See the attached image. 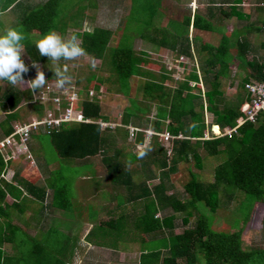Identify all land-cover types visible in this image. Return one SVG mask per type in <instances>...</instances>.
<instances>
[{
  "label": "trees",
  "instance_id": "16d2710c",
  "mask_svg": "<svg viewBox=\"0 0 264 264\" xmlns=\"http://www.w3.org/2000/svg\"><path fill=\"white\" fill-rule=\"evenodd\" d=\"M63 1L46 0L32 9L28 6V11L19 22V30L26 35L24 50L31 63L51 65V60L39 55L35 47L36 39L48 30L66 35L73 28L81 38L86 56L100 60L99 70L110 73L106 79L92 74L79 91L82 101L76 111L90 122L62 123L59 127L50 128V132L41 127L33 133L42 145L47 142L54 149L59 162L102 157L113 186L126 192L125 196L117 197L118 214L113 211L112 217L93 229L89 238L101 236L104 239L101 246L112 249L139 244V264H264V247H244L245 226L256 205L264 204V111H260L254 120H247L242 111L243 105L252 101L246 84L264 82V57L261 60L252 57L253 47L249 38L251 31L257 36L264 33V16L259 15L258 22L249 24L245 29L226 33L223 26L217 28L215 22L223 24L233 18L239 21L250 19L251 14L243 13L239 8L244 1L250 0H234L231 4L210 0L206 15L195 13L192 16L189 7V15L183 14L172 31L161 24H154L153 19L160 12L154 0H147L149 4L143 6V11L149 17L144 25L151 30L142 31L138 27V32L142 31L141 38L187 59L179 65L188 72L179 80L177 87H171L167 82L174 80L173 72L163 65L159 73L146 69L151 56L144 51L136 53L133 40L131 43L124 42L122 34L119 43L110 47L114 35L112 30L101 27L83 30L86 11L97 8L95 2L84 6L86 0H82L77 3L76 10L72 8L68 13L62 8ZM23 2L27 1L0 0V15L8 10H17ZM257 9L261 13L264 11L262 6ZM133 13L134 5L131 3L129 18ZM190 27L194 37H189ZM135 35L132 36L135 38ZM260 46L264 50V40ZM235 63L237 71L233 75L232 66ZM52 69L46 74V85H56ZM132 78L145 80L143 98L154 105V120L144 119L149 107H141L130 97ZM105 80H114L118 84V92L129 98L132 104V110L124 112L121 126L114 129L101 126L99 122L112 123L111 119L102 113L97 95L93 97L90 94L94 90L99 95ZM225 80H231L230 85L236 88L231 96H227L222 89ZM22 87L0 80V112L5 113L0 129L5 137L13 133L14 124L24 122L19 112L24 102L35 101L34 115L40 120L45 118V104L39 98L35 99L42 89ZM54 91L50 96L61 92ZM61 106L67 108L68 102L63 100ZM206 113L213 117L210 125L206 124ZM214 126H218L221 133L216 135L211 132L208 137ZM147 131L154 132V135L148 136ZM159 134L170 136L168 141L172 140V146L169 153L161 146ZM120 140L128 145L123 148L118 144ZM145 140L150 142L152 151L138 159L137 145ZM210 158L218 162L213 169V179L206 181L193 171L192 166L204 170L207 163L211 164ZM180 163H184L187 169V179L183 182L186 197L183 198L169 193L164 180L168 179L172 184L170 174L178 171ZM7 167L8 163L0 151V217L4 212L1 204L7 190L17 199L24 193L36 198L40 194L44 199L48 188L53 190L52 203L56 207L71 210L74 196L68 183H59L62 177H57L60 174L58 171L51 173L44 187L15 174L14 179L22 191L4 178ZM156 179L158 183L148 182ZM239 191L247 196L249 209L243 217L237 215L240 211L231 214L235 221L237 219L234 228L228 229L230 224L227 219V222L223 219L225 225L219 228L215 223L218 219L214 221L215 217L210 215L217 214L219 217L223 197L234 199ZM22 203L13 205L19 209ZM243 205L244 202L241 209ZM180 215L184 226H189L192 218H195V224L177 234ZM7 216L9 214H4L5 218ZM226 217L222 215V218ZM9 222L3 224L0 221V264H34L31 260L34 255L39 259L47 254L40 241H31L15 246L20 256L4 255V245L14 243L13 235L19 232ZM262 229L264 235V218ZM56 260L65 264L57 255L54 262ZM43 262L39 259L35 264Z\"/></svg>",
  "mask_w": 264,
  "mask_h": 264
},
{
  "label": "rangeland",
  "instance_id": "374dc122",
  "mask_svg": "<svg viewBox=\"0 0 264 264\" xmlns=\"http://www.w3.org/2000/svg\"><path fill=\"white\" fill-rule=\"evenodd\" d=\"M27 2H23L22 6H19L17 10L12 11L11 13L8 12L6 15H0V29H4L7 27H16L19 29V22L24 15L28 11V6L30 8H35L37 5L43 4L46 0H26ZM95 2L97 5V8H88L86 11V17L83 23V30H92L95 27H101V28H108L114 32V35L112 37V41L110 43V47H115L123 34L124 42L128 41L131 43L133 40V48L136 53H140L142 51L148 52L151 56L150 63L146 66V69L152 70L156 73H159L161 70V66H165L167 70H171L173 81H168L167 84L171 87H177L179 80H182L184 78V75L186 71L183 67L179 65L180 62H184L187 59L186 58H180L179 56L175 55L170 50L160 47L158 45L152 44L151 42H148L141 38V32L144 30H151V27L148 28L144 24L145 20L149 17V14H146V12L143 11V6L148 5L147 0H132V2H129V0H89L84 1V6L89 5L91 2ZM154 4L157 5V9L160 12L155 18L154 24H161L160 26L170 28L172 31L175 27H177V21L178 19L183 15H189L191 7V15L193 16L195 13H200L203 15L207 14V8L211 4L210 0H202L201 4L199 0H197V3L194 0H154ZM180 1V2H179ZM193 1V3H192ZM201 1V0H200ZM216 2V0H213ZM252 6L241 5L239 8L243 13L251 14V18L244 21H239L236 18L230 19V21H226L222 23L215 22V25L217 28H221L223 26V30L225 32H233L234 30L247 27L251 23L256 22L257 15L264 16V11L261 13L258 11V7L263 3V0H257ZM83 2L82 0H64L62 3V8H65V11L70 13L72 11V8L75 10L78 7L77 3ZM131 3L134 5V13L129 18ZM217 3V2H216ZM220 4V3H218ZM264 8V6H262ZM193 11V12H192ZM138 27L140 30L138 32ZM126 28V30H125ZM80 30V29H75ZM134 33H131V32ZM137 31V33H136ZM74 32L73 28H70L69 31L65 36L70 37L72 33ZM249 35V38L251 39V45L253 47L252 57H256L259 60L264 57V50L260 46V42L264 40V33H261L259 36L252 33ZM136 34V35H135ZM253 34V35H252ZM135 35V38L132 36ZM193 29L190 27L189 30V37L193 36ZM252 35V36H251ZM36 38V37H35ZM134 38V39H133ZM22 59L24 60L25 64L28 65L29 71L24 74V81L18 82L17 85L20 87L30 88V80L35 78L37 74V69L44 72L45 79L46 74L52 67L55 68L54 64L48 65V64H36V67H32V63L30 61V58L28 57L27 53L23 49L22 53ZM57 63L66 65L67 72L71 76V81L69 84H67L63 88H58L56 85H45L41 89H45L47 86H51L52 88L55 87L56 90L62 91V90H72V88L76 89L77 91H80L83 89V87L87 84L86 79L91 76L92 74H96L99 76H103L105 79L110 75L109 72L99 70L102 62L100 60L93 59L89 56H81L76 58L75 60L71 61H58ZM199 66V65H198ZM236 63L232 66V74L234 75L237 71ZM115 81H109L105 80L103 85L101 86V90L99 95L93 91V97L97 95L99 98L100 104L102 106V113L111 119V128L114 129L116 126H121V119L127 110H132V104L129 100V98L122 95L120 92H118V84L114 83ZM145 80L143 78H132L131 79V91H130V97L135 100L141 107L148 106L149 112L144 115V119L148 118L149 120H154V116L156 113V109L152 103H150L147 99L143 98V85ZM231 80H225L223 83L222 89L224 90L225 94L227 96L233 95L236 91V88L231 86ZM22 87V88H23ZM202 90L205 91L206 87H202ZM80 93V92H79ZM37 96L39 94H36ZM82 99H80L78 102L75 103V109L77 110V107L80 106V102ZM35 101L32 103L24 102L21 105V108L19 110L20 115L22 116V121L31 122L35 115L33 113V105ZM48 104V103H46ZM5 118V113L0 112V122ZM213 121V117L211 114L206 113V124L210 125ZM132 131V129H131ZM218 134L221 131H219V128H213L208 132V137L210 134ZM165 135V134H164ZM163 136V135H162ZM162 136L159 138L160 144L162 147H164L167 152L169 153L172 146V140L166 141ZM4 134L2 133V130L0 129V140L4 139ZM8 140H4L6 143ZM3 142L0 143V151L3 154L4 158L6 160L9 159H21L23 164H27L28 162H35L37 158H39V154L41 153V160L37 159V163H33L32 165L27 164L26 166L23 165V167L28 169V176L29 178H35L36 176H41L43 173H45V165L43 162V159L45 162L50 163L51 170L58 171L60 173L57 175V177H62V179H59V183L65 184L68 183V185L71 188V191L73 193V196L76 197L78 194L75 189V184L82 178L86 177L85 173L86 171H93L96 170L99 172V176H103V183L105 186V191L107 192V196L104 197L103 202L109 201V203L112 201V198L119 197L121 194L125 196L126 192L122 191L121 189H116V186H113V183L110 180V174L109 171L104 169L102 164V157L97 156L94 157L95 165H87L82 164V162L77 161H58L57 156L55 154L54 149L47 143L44 142L43 144V150L40 152L39 149V142L35 140L33 137L29 142V147L31 151V155H28L25 151H20L18 148L17 143L10 142L9 144L2 145ZM13 143V144H12ZM118 144L120 146L126 147L128 144L124 143L123 141H119ZM123 147V148H124ZM33 148V149H31ZM138 150V149H136ZM34 153V154H33ZM211 164L207 163V166L204 168V170H198L196 167L192 166L193 171L198 172L203 180L211 181L213 178V169L215 164L218 162L215 159H209ZM25 162V163H24ZM93 162V161H92ZM35 164V166H34ZM20 166V165H18ZM16 166V168H20ZM15 166H12L10 168V171L14 170ZM48 169V168H47ZM60 170V171H59ZM106 172V174H105ZM159 173V172H158ZM180 173V174H179ZM36 176H35V175ZM39 174V175H37ZM173 178L172 184L169 182L168 179H164L166 182L167 187H169V193H175L179 195L180 197H186L185 191L183 188V182L187 179V169L184 165V163H180L178 165V171L174 174H170ZM31 176V177H30ZM175 176V177H174ZM42 177V176H41ZM159 179V178H158ZM153 180L148 181L149 183H158L159 180ZM42 180V179H41ZM84 181V180H83ZM99 185H102V181H99ZM237 191V190H235ZM115 196V197H113ZM121 197V196H120ZM247 196L240 192L236 193V196L234 199L228 200L223 197L222 200H224L223 208L221 211H219V217L217 214L210 215L212 218L215 217L213 220H217L215 223H217V226L220 228V226L225 225V222L223 219H227L229 226L227 225L228 229L234 228L235 221L234 216L231 214L237 213L240 211L237 215H241L242 217L245 216V212L247 209H249V204L247 202ZM92 202H101L100 198L96 196V198H92ZM82 200V199H81ZM118 201V199L116 200ZM242 202H244L243 208L241 209ZM107 203V202H106ZM80 205H87L85 200H82V202H78ZM115 207V206H114ZM115 209V208H114ZM222 215L227 216L226 218H222ZM238 216V217H239ZM221 217V218H220ZM182 215H180L178 221H177V228L176 233H182L183 230L187 227H192L195 224V218H192L191 223L189 226H184L182 224ZM264 218V204H258L256 205L253 214L251 215L250 220L247 222L245 226V236H244V247L250 248L254 245H260L264 247V235H263V229H262V220ZM226 220V222H227ZM125 245V244H124ZM124 252L126 253V264H136L138 260V256L141 253L140 251V245L139 244H130L125 249ZM200 264H203L201 262Z\"/></svg>",
  "mask_w": 264,
  "mask_h": 264
},
{
  "label": "crops",
  "instance_id": "0c3cea01",
  "mask_svg": "<svg viewBox=\"0 0 264 264\" xmlns=\"http://www.w3.org/2000/svg\"><path fill=\"white\" fill-rule=\"evenodd\" d=\"M194 1L197 3V0ZM256 1L257 0L254 2ZM199 2L203 4L202 1L199 0ZM216 2H227L231 4L234 0H216ZM243 3V6H252L253 0L244 1ZM254 4L255 3H253V5ZM260 6H264V4ZM8 12L11 13L12 11L8 10L1 15H6ZM258 20L259 14L256 17V23ZM16 86L18 85L16 84ZM35 140L38 141L37 139ZM38 142L40 152H42L43 146L40 141ZM40 157L41 153L37 159L41 160ZM37 159L35 162L32 161L27 164H38ZM93 159L95 158H87L83 161L77 162L94 166L96 162H94L95 160ZM11 160L7 162L8 167L4 172V178L22 191V187L18 184V181L14 179L15 174H18L21 179L27 178L28 180L36 181L37 186L44 187L46 186V180H48L51 173L54 172V170H51L52 167H50V163H46L43 159L45 165L44 168L46 169L45 173L41 175L42 177L39 174H37L39 176L34 174L36 176L35 178H29L27 174L28 169L26 170V168L23 167V165L26 166L27 164L25 162V164H23L21 159H14L16 161L13 159ZM12 166H15L14 170L10 171ZM16 166L20 168H16ZM103 167L105 170L107 169L104 164ZM96 170H94V172L86 171V177L83 179L81 178L76 184L74 182L78 195L73 197L71 210H64L56 207L52 203L53 190L48 189L47 187L44 199L41 198L40 194L36 198L29 196L28 194L26 195V193L22 194L20 199H17L7 190L4 202L1 204L4 208V212L0 217V221L4 224L10 220L9 223L18 228L19 232L13 235L15 237L14 243H7L4 245V255L18 257L20 254L15 248L17 244L26 245L31 241H40L47 253L43 254V258H39L44 261L43 264H60L57 260L54 262L56 255L65 264H126L127 259L126 253L124 252L125 248L112 249L101 246L104 241L101 236L99 238H89L90 232L93 229H96L101 222L108 221L114 214L113 211H116V214L119 212L118 201H116L117 197L112 198L110 203L109 201L103 202L104 197L107 196V192L105 191L103 176H99V172ZM99 181H102V185H99ZM96 196L100 198L101 202L95 203L91 201L93 200L92 198H96ZM81 199L85 200L88 204L85 206L78 204V202H82ZM20 201L23 202L22 206L17 209L13 204L19 203ZM1 213L2 212L0 211V214ZM4 214H9V216L5 218ZM39 259L34 255L31 260L35 264ZM139 260L140 254L136 264H139Z\"/></svg>",
  "mask_w": 264,
  "mask_h": 264
},
{
  "label": "clouds",
  "instance_id": "9594fccd",
  "mask_svg": "<svg viewBox=\"0 0 264 264\" xmlns=\"http://www.w3.org/2000/svg\"><path fill=\"white\" fill-rule=\"evenodd\" d=\"M80 39V36L75 32L72 33L70 37H67L55 30H48L47 32L41 34L40 37L35 41V47L38 49L39 55L41 57H47V60H51L55 65V68L52 69V71L55 74L54 77L56 78V86L58 88H63L69 84L71 81V76L67 72L66 65H61L57 62L61 60L71 61L78 57L87 55L85 48L81 46ZM25 40V33L16 27L0 29V80L7 81L11 85H16L18 82L24 81V74L29 71L28 65H26L22 59ZM36 64L37 62L32 61V67H36ZM46 82L47 80L45 79L44 72L37 69L35 78L30 80V88L32 90H39L46 85ZM34 119L38 118L35 116ZM28 123L30 122L26 123L24 121L18 122L16 124L24 125ZM16 124H14L13 127ZM41 127L45 129L44 126H39L37 130H33L30 140L33 138V133L38 132ZM10 136L1 139L0 143L3 142L2 145H5L6 143L4 140H7ZM29 142V149L25 152H27L28 155H31L29 152ZM137 149L136 156L138 159H141L150 151H152V146L149 141L145 140L142 144L137 145ZM9 160L5 159L6 162Z\"/></svg>",
  "mask_w": 264,
  "mask_h": 264
},
{
  "label": "built area",
  "instance_id": "2783aa9c",
  "mask_svg": "<svg viewBox=\"0 0 264 264\" xmlns=\"http://www.w3.org/2000/svg\"><path fill=\"white\" fill-rule=\"evenodd\" d=\"M245 87L246 90L251 93L252 101L245 103L242 107V111L245 113L247 120H254L260 111H264V82L253 81L246 84ZM55 89L54 87L47 86L46 90L43 89L35 98L36 100L39 98L43 104H45L46 117L43 120L34 119L32 122L24 125L16 124L14 126V133L7 139L8 142L6 141L7 144L10 142L18 143L20 151H27L29 149L28 142L31 138V133L33 130H37L39 126H44L45 129L50 132V128L59 127L62 123L90 122L84 120L83 115L75 109V103L81 99L79 91L72 88V90H62L59 95L50 96L51 92ZM90 94L93 95V91H91ZM63 100L68 102L67 108L61 106ZM244 121L240 122V124ZM99 123L103 128L111 127L112 124L104 122ZM134 130L135 129H132V131ZM147 134L148 136H152L154 132L148 131ZM219 134L220 133L216 135ZM159 136H162L166 141L170 138V136L166 134H159Z\"/></svg>",
  "mask_w": 264,
  "mask_h": 264
},
{
  "label": "bare ground",
  "instance_id": "6f19581e",
  "mask_svg": "<svg viewBox=\"0 0 264 264\" xmlns=\"http://www.w3.org/2000/svg\"><path fill=\"white\" fill-rule=\"evenodd\" d=\"M215 127L218 128L217 126H215ZM215 127H214V128H215Z\"/></svg>",
  "mask_w": 264,
  "mask_h": 264
}]
</instances>
